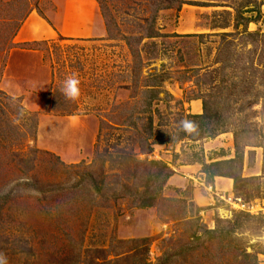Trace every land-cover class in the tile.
<instances>
[{
  "label": "rangeland",
  "instance_id": "374dc122",
  "mask_svg": "<svg viewBox=\"0 0 264 264\" xmlns=\"http://www.w3.org/2000/svg\"><path fill=\"white\" fill-rule=\"evenodd\" d=\"M46 4L0 0L7 264H264V0H99L102 37L12 44Z\"/></svg>",
  "mask_w": 264,
  "mask_h": 264
},
{
  "label": "crops",
  "instance_id": "0c3cea01",
  "mask_svg": "<svg viewBox=\"0 0 264 264\" xmlns=\"http://www.w3.org/2000/svg\"><path fill=\"white\" fill-rule=\"evenodd\" d=\"M104 21L96 0H47L45 9L33 8L24 16L11 42L12 44H31L58 36L73 39L100 38L106 33ZM180 168V171L186 174L171 175L168 180L171 179L172 183L181 186L189 182L188 177L200 179L193 174L196 172L197 175L201 174L194 164H184ZM231 186L230 178L215 177V190L224 194L231 190ZM208 194L204 196L206 200L204 204H210ZM198 204L201 205V203Z\"/></svg>",
  "mask_w": 264,
  "mask_h": 264
},
{
  "label": "clouds",
  "instance_id": "9594fccd",
  "mask_svg": "<svg viewBox=\"0 0 264 264\" xmlns=\"http://www.w3.org/2000/svg\"><path fill=\"white\" fill-rule=\"evenodd\" d=\"M61 92L66 99L75 101L80 96L78 78L75 75L67 77L62 82ZM181 124L186 132H192L195 130V125L190 121H182ZM0 264H7V260L3 255H0Z\"/></svg>",
  "mask_w": 264,
  "mask_h": 264
},
{
  "label": "trees",
  "instance_id": "16d2710c",
  "mask_svg": "<svg viewBox=\"0 0 264 264\" xmlns=\"http://www.w3.org/2000/svg\"><path fill=\"white\" fill-rule=\"evenodd\" d=\"M99 3V0H96ZM210 102H208L207 100H203V114L200 115H194V117L200 118V119H206V121H208L210 119V117H218V115L215 113L211 114L210 113ZM205 166V165H203ZM219 175H225L227 177H232L234 180V187H236V182L238 180V176H236L234 173H216ZM209 232H213L212 230H207ZM246 256H248L247 253H245Z\"/></svg>",
  "mask_w": 264,
  "mask_h": 264
}]
</instances>
